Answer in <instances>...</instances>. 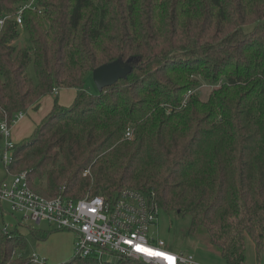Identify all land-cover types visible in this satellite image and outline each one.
Returning a JSON list of instances; mask_svg holds the SVG:
<instances>
[{"label":"trees","instance_id":"obj_1","mask_svg":"<svg viewBox=\"0 0 264 264\" xmlns=\"http://www.w3.org/2000/svg\"><path fill=\"white\" fill-rule=\"evenodd\" d=\"M28 1L0 0L10 17L0 31V124L57 97L15 147L12 173L26 172L49 199L135 189L190 218L189 236H204L226 264L245 263L247 239L264 264V0H39L45 16L24 13L29 44L18 48L13 18ZM130 59L126 78L87 95L96 69ZM204 82L214 88L207 101ZM65 89L77 91L70 107L59 105ZM26 250L19 230L0 229V264H34Z\"/></svg>","mask_w":264,"mask_h":264},{"label":"built area","instance_id":"obj_2","mask_svg":"<svg viewBox=\"0 0 264 264\" xmlns=\"http://www.w3.org/2000/svg\"><path fill=\"white\" fill-rule=\"evenodd\" d=\"M27 10L45 16L39 0H29L13 18L21 30ZM9 18L0 16V31ZM187 101H184V107ZM25 116V113H19L11 124L6 121L0 124V162L4 164L10 178L0 183V213L4 212L5 204L11 212L23 214L24 221L38 225L47 222L58 230L70 231L75 235L74 258L111 264L105 257L116 254L121 259L144 264H202L192 254L171 250L163 239L151 235V228L158 221L160 210L135 189L125 188L115 199L99 196L77 201L62 197L49 199L35 193L29 186L26 172L14 174L10 169L16 147L11 139L12 129ZM126 137L130 138L131 133L128 132ZM2 142L5 144L4 151H1ZM10 227L12 225L5 227L3 232L8 234ZM137 244L164 253L171 259L151 257L136 251ZM31 259L34 263H46L36 253Z\"/></svg>","mask_w":264,"mask_h":264},{"label":"rangeland","instance_id":"obj_3","mask_svg":"<svg viewBox=\"0 0 264 264\" xmlns=\"http://www.w3.org/2000/svg\"><path fill=\"white\" fill-rule=\"evenodd\" d=\"M28 44V34L22 30L16 46L25 48ZM28 73L34 78L32 68H29ZM85 89L88 96L99 93L93 78L86 80ZM213 90L212 86L204 82L199 91L201 100L207 101ZM76 95L77 91L75 89L61 90L58 96L59 105L70 107L73 105ZM56 97L55 94L48 96L43 100L38 110H29L24 119L14 124L11 139L16 146L27 141L39 130L40 124L52 112ZM1 146V151H4L5 144L3 142ZM83 176H89V171L85 172ZM6 179L9 180L10 178L6 173L4 164L0 162V183ZM4 208V212L0 213V229L3 230L7 226L9 228L12 225L10 230H19L27 243L26 257L31 258L36 253L41 260H45V264H67L74 259L75 235L73 233L66 230H58L47 222H42L38 225L31 221H24L23 214L11 212L10 208L5 204ZM189 227L190 218L180 219L176 217L175 213L168 215L160 211L158 221L151 228V235L155 238L163 239L171 250L195 254L204 264H226L218 253L205 244L204 236L199 238L190 237L188 234ZM41 230L45 231L49 236L48 240L41 246V249L44 248L43 250L39 249L41 243L33 236V231ZM105 260H108L111 264H118L122 259L116 254H109L105 257ZM244 264H257L255 247L250 239H247L246 261Z\"/></svg>","mask_w":264,"mask_h":264},{"label":"water","instance_id":"obj_4","mask_svg":"<svg viewBox=\"0 0 264 264\" xmlns=\"http://www.w3.org/2000/svg\"><path fill=\"white\" fill-rule=\"evenodd\" d=\"M132 59L123 67L119 62L103 65L93 73V80L99 91L115 85L132 72Z\"/></svg>","mask_w":264,"mask_h":264},{"label":"snow or ice","instance_id":"obj_5","mask_svg":"<svg viewBox=\"0 0 264 264\" xmlns=\"http://www.w3.org/2000/svg\"><path fill=\"white\" fill-rule=\"evenodd\" d=\"M135 250L139 251V252H142V253H144L146 255H149L151 257H158V258H163V259H171L170 257L165 255L164 253L153 251V250L148 249L146 247H143V246H141L139 244L135 245Z\"/></svg>","mask_w":264,"mask_h":264},{"label":"crops","instance_id":"obj_6","mask_svg":"<svg viewBox=\"0 0 264 264\" xmlns=\"http://www.w3.org/2000/svg\"><path fill=\"white\" fill-rule=\"evenodd\" d=\"M58 96H59V95H58ZM42 102H43V101H42ZM41 104H42V103H41ZM25 117H26V116H25ZM25 117H24V118H25ZM24 118H23V119H24ZM47 240H48V239H47ZM47 240H46V241H47ZM46 241H43V242H40V241H39V242L41 243V244L39 245V249H41V246L44 245L43 243L46 242ZM43 249H44V248H42L41 250H43ZM190 254H192V255L196 258L197 261H199L200 263L204 264L200 259L197 258V256H195V254H193V253H190Z\"/></svg>","mask_w":264,"mask_h":264}]
</instances>
